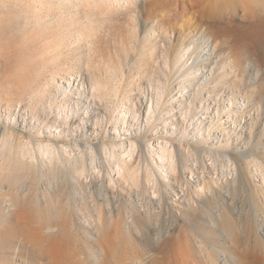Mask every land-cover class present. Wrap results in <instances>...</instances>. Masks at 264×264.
<instances>
[{
	"label": "rangeland",
	"instance_id": "1",
	"mask_svg": "<svg viewBox=\"0 0 264 264\" xmlns=\"http://www.w3.org/2000/svg\"><path fill=\"white\" fill-rule=\"evenodd\" d=\"M182 1L0 0V264H47L54 248L94 263L86 214L132 203L125 244L145 264H228L247 234L264 246V53L229 47L223 20L247 21L255 0ZM214 43L248 58L242 71L226 56L219 74ZM193 47L210 64L185 76ZM205 145L260 161L240 183L233 162L193 152Z\"/></svg>",
	"mask_w": 264,
	"mask_h": 264
},
{
	"label": "bare ground",
	"instance_id": "2",
	"mask_svg": "<svg viewBox=\"0 0 264 264\" xmlns=\"http://www.w3.org/2000/svg\"><path fill=\"white\" fill-rule=\"evenodd\" d=\"M186 1H190V0H186ZM254 2L255 3L252 2L253 4L250 3V6L249 5L244 6L245 15H243V18L248 17L249 19L247 21H244L241 24H235L234 20H233L234 18L229 13H226L225 18L223 20H224L225 24H227L230 27V29H231L230 31L234 32V33H232L233 35L235 34L236 31L239 32L238 36H235V37L232 36L233 38L231 40L228 39L229 41H227V44L229 47H231V42H234L235 44H238L240 47L245 46L250 54L257 53L258 55L261 56V54L264 53V42L262 45H259V43L256 42V40L260 38V35H259V38L254 37V33H256V32H254V29H255L254 27H255L256 22L260 21V24H261V33L260 34H262V39L264 40V28H263V26H264V10H263L264 9V0H255ZM217 14L218 13H216V15ZM219 14H221V13H219ZM211 15H209V16H211ZM189 34L186 33L184 36L185 38H188V40H190L192 37ZM236 35H237V33H236ZM255 35H257V34H255ZM262 39H261V41H263ZM208 40H209V38H207V41ZM224 40H226V39H224ZM214 47H215L214 48V51H215V49L219 47V44L214 43ZM204 50H205V48H201L200 50H198V49H195V47H193L192 52L187 53V49L182 48L183 59L185 58V56L187 54V56L184 60V64L185 63L187 64L190 61L191 55L196 56L195 59L191 62V64H189L188 69L185 70V72H184L185 76L191 75V73H192L191 70H193V69L194 70H201V72H203V69L206 67V64L208 67V65L210 64L208 61L209 58H207V54H205V53L202 54V52H204ZM235 54H236V52L231 48L226 49V54H225V51H223V49H216V52H213L214 56H219V63L217 65V68H215L217 71H219V74H221V75L223 74L225 76L229 75V74H226L224 72L225 71L224 69L226 66L223 63H224L226 56H228V60H229V63H227V65L233 64L234 68H236V70L238 72L242 71V66L246 61H248V58H244L242 60H234L232 56ZM211 55L212 54L210 53L208 55V57ZM258 58H259V56H258ZM257 62H259V59L257 60ZM248 63H250V62H248ZM203 75H206V73H203ZM212 78L214 79L213 75H211V79ZM198 79L199 80L201 79V82L196 83L199 86V88L197 89V94L199 95V97H202L203 91L206 90V87L209 86L208 84H210V82H206L207 78H205V80H204V78H198ZM65 91H66V89L64 90V93H65ZM227 97L229 98L230 106L227 107V109H226L227 113L226 114L230 115V113H232V112L236 113L237 110H234L232 107V105L234 104V101L236 99V95L234 93H228ZM225 108L226 107H223V110H225ZM212 129L213 128H210V127L207 128V130H206L207 137L205 138L206 140H209L212 137H213V139H215V137L211 134ZM197 132L199 133L201 131L198 130ZM223 145H228V142L224 143ZM26 152L28 154H30L29 150H27ZM193 152L196 155H198V157H201V155H204V156L206 155V157L208 156L210 159L213 158L214 160L217 159L219 161L220 160L223 161V158H226L229 160V162H231V163L233 162L232 164L237 165L240 183H245L247 177H249L246 175L247 170H246L245 165H248L247 163H250V162L252 163L254 161H256V162L260 161V156H258V154L251 153L250 155L252 156V159L250 158V159L246 160V158L249 155L239 154V153H237V151H234V150H231V151H228L225 149L217 150V149H214L212 147H209V145H205L204 147H194ZM52 153H53V150L49 151L48 155L51 156ZM179 156H180V153H179ZM169 157H170L169 165L174 170V165H173L174 157H173L172 153ZM211 161H213V160H211ZM259 164H261V163H259ZM185 167H187V165L185 163H183L181 165V170ZM249 173H248V175H249ZM246 184L244 186H246ZM200 188H202V190H203V186ZM249 188H250V185H249ZM186 190L188 191V188H186ZM250 190H252V189H250ZM253 203L254 202H252V204ZM256 205H255V207H256ZM132 207L134 209V210H132V213L127 212V210L125 208L120 206L116 213H113L111 210H107L104 214L103 212L100 211L97 214V217L95 215L94 216L91 215L90 213L86 214L87 221H90V226L87 227L86 225H83V227L88 228L90 230V232L94 234L93 249L91 251V254L93 253L94 263H91V264H145L143 261V258L145 256L144 251L136 245L133 246L132 248H130L125 244L126 239H127V233L130 232V227L129 228L126 227L124 229L122 227L121 223H123V221L126 220V216H129L131 218L132 223H134V220H133L134 217L133 216H135L138 213V210H136L137 209V203H132ZM150 215L153 217L155 215V212L151 211ZM79 226H80V224L77 223L74 227H75V229H78ZM194 231L197 233V230H194ZM197 234H198V237L200 238V239L198 238V243L201 247H203L201 245V243L204 241L205 242L208 241L209 233L198 232ZM247 236L248 237L245 238V247L249 248L251 251L250 252L240 251L239 254H237V255L229 254L228 259H227L228 264H251L249 261L245 260V259H250V258L254 262H257L259 264H264V246L259 245L258 243H256V241L252 242L253 240L250 239L251 235L247 234ZM163 248L164 247H161V250ZM54 249L55 250H52L53 253H51L50 259H49L47 264H88V262H87L88 257L86 255V253L80 249L78 250V248H77V250H75L73 252L71 251V254H69V252L66 250H62L61 252H58V250L56 248H54ZM211 249L214 250V254L216 256L221 253V251L218 249L217 246H213V247H211ZM207 255L213 256V253L210 250H208ZM241 256L245 259H243ZM157 260H159V259H156L155 261H157ZM186 260H187V258H186ZM186 262H184V263H186Z\"/></svg>",
	"mask_w": 264,
	"mask_h": 264
}]
</instances>
